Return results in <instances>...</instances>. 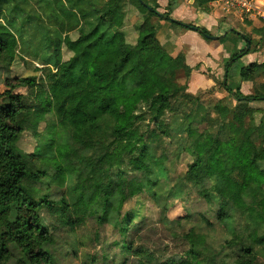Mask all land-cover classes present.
Here are the masks:
<instances>
[{
  "label": "trees",
  "instance_id": "1",
  "mask_svg": "<svg viewBox=\"0 0 264 264\" xmlns=\"http://www.w3.org/2000/svg\"><path fill=\"white\" fill-rule=\"evenodd\" d=\"M87 1L88 11L76 17L63 7L69 1L55 0V13L73 24L44 36L42 61L55 70L47 89L37 90L32 76L7 77L0 93V264H65L80 251L87 264H264V59L241 63L264 50V22L244 20L243 31L215 42L231 48L222 80L213 78L227 100L204 103L202 93L188 92L192 68L182 51L157 35L164 22L213 43L208 30L171 17L182 0H167L163 14L156 0ZM217 1L190 0V8L210 14ZM127 6L142 16L132 43L123 31ZM11 24H0V62L8 66L23 60ZM243 82L253 84L248 95ZM18 88L29 94L13 93ZM174 115L176 129L169 124ZM25 133L35 141L31 153L17 146ZM182 155L189 163L175 175L167 164ZM69 180L72 203L62 193ZM151 190L171 206L190 194L206 206L186 209L173 223L192 224L182 235V256L158 259L141 243L142 217L124 211ZM215 226L227 234L218 248L201 232Z\"/></svg>",
  "mask_w": 264,
  "mask_h": 264
},
{
  "label": "rangeland",
  "instance_id": "2",
  "mask_svg": "<svg viewBox=\"0 0 264 264\" xmlns=\"http://www.w3.org/2000/svg\"><path fill=\"white\" fill-rule=\"evenodd\" d=\"M64 1H69L70 4L63 5L66 11H70L73 15L76 16L83 15L88 11L87 0H60V3ZM96 2H102L103 0H94ZM185 7H188V3L183 2ZM15 7H19L22 10V13L18 16L11 17L8 10H12ZM58 5L55 3V0H6V2L2 5L0 11V24L7 25V21H12L10 29L17 37V46L16 53L23 59H17L11 66H8L6 62H0V93H3L7 86L5 85L6 78L10 79H18L22 77H35L37 83V90H46L47 86L50 83L49 75L50 73H55V70L48 66L44 65L42 61V57L44 55V46L42 43L45 41L44 36L48 34L49 36L53 35L55 31L59 30H67L69 24H73V20L65 21V18L55 12L58 10ZM131 7V6H128ZM216 9H213L211 13H214V17L221 23H228L231 29H238L240 24H243L239 18L233 17V14L223 15L217 13V17L215 15ZM136 12L137 10L134 9ZM187 12L191 11L186 10ZM165 10L159 7L158 13L163 14ZM55 16L58 20L55 19ZM138 13V12H137ZM138 16L141 18L142 16ZM77 17V16H76ZM14 19V20H12ZM137 19V18H136ZM135 20H130L129 24L124 28V32L126 34V38L128 42L132 43L136 39V27ZM63 22V26H60V23ZM68 23V25H67ZM218 24V25H219ZM18 32H20L21 37H18ZM216 31H212L215 33ZM76 37L75 33L71 34V38L74 39ZM200 41L204 42L201 38ZM190 42H195L194 40H189ZM207 43V42H204ZM212 44V43H207ZM213 45H216L213 44ZM69 53L63 49L62 59L66 60L69 57ZM264 59V50H260L256 53L250 54L248 56H244L241 60L244 63L250 62H260ZM226 60L220 62L219 65L221 68L219 69L218 77H214L211 74L205 73L207 78H214L217 82L222 80L223 75V66ZM241 61V63H243ZM199 68V66H198ZM206 69V68H204ZM208 70V69H206ZM208 70L207 72H209ZM182 82V80H181ZM197 83H200L199 78L196 76L193 79V86ZM247 90H242L241 92L245 95H248L252 89L253 84L251 82H243ZM210 89H213L212 92ZM200 92L202 95L200 96L201 100L205 103L207 100H218L225 98L227 100V95L218 91V88L214 84L213 87L207 89H198L195 93ZM13 93H20L23 95H28L29 91L27 88L16 89ZM194 93V94H195ZM28 101L35 102L34 94L32 96H28ZM229 101V99H228ZM253 107H262L263 105L252 104ZM141 112H144L145 109L141 108ZM180 116L174 115L172 118H169V124L172 125L174 129H176V125L179 123ZM145 123L140 124L141 129L144 130ZM203 127V126H202ZM43 128V124L40 125L39 130ZM178 141L175 143L180 144V141L183 139L181 135L175 137ZM171 146L175 149L176 144H173L172 141H168ZM182 142V141H181ZM35 145V141L33 137L25 133L21 140L18 142V148L24 153H31ZM189 163L188 157L182 155L179 159V164L176 165L174 157L170 159V162L167 166L171 169V171H175V175L183 173L185 166ZM123 170L129 172L127 166L123 167ZM232 178L235 181H239L240 178L237 175H233ZM72 185L71 180L68 181L65 189L63 190V195L65 200L68 203H72L74 201V196L70 193V186ZM159 187H161L159 185ZM158 188V187H157ZM154 190L146 191L145 193L139 195L138 197L130 200L124 208V211L134 210L142 217L143 229L140 232L141 243L149 249L158 259H166L170 257H179L182 256L183 253L187 250L188 246L186 241L183 238V234L187 232V230L191 227V223L186 222L184 220L181 221V228H176V224H173L177 220L183 219L185 215L186 209L188 210H201L205 209V205L200 203L194 194H190L188 196L187 201H177L171 206L169 198H167L162 192L153 198ZM166 205V206H165ZM165 206V207H164ZM169 208L165 210V208ZM201 232L206 237L207 242L212 244L214 247L218 248L220 245L224 244L227 239V234L225 230L221 227H213V228H202ZM102 236L110 237L109 231L102 232ZM91 252V250H89ZM86 252L80 251L76 258H67L65 264H87Z\"/></svg>",
  "mask_w": 264,
  "mask_h": 264
},
{
  "label": "crops",
  "instance_id": "3",
  "mask_svg": "<svg viewBox=\"0 0 264 264\" xmlns=\"http://www.w3.org/2000/svg\"><path fill=\"white\" fill-rule=\"evenodd\" d=\"M159 7L163 10H165V7L167 5V0H156ZM183 2L188 3V7H185ZM190 0H182L178 4V6L173 10L171 13V17L177 21H181L186 24H191L195 28H204L208 30L210 33L212 31H216L213 34V37L220 36L230 30L228 23H221L219 24L216 18L214 17V13L210 14H203V13H194L191 10L190 6ZM191 10L190 12L186 10ZM216 9L215 15L218 16L217 13L223 14V15H230L229 13L222 12L220 9L215 7ZM158 11V10H157ZM126 18L124 20V28L129 24L130 20H137L135 21V24L141 23V18L138 16L137 11H134L133 7H126ZM236 17V16H233ZM137 18V19H136ZM238 18V17H236ZM250 21L254 25H258L260 22H264L262 19H247L242 18L240 21L243 23V21ZM219 24V25H218ZM243 24H240L238 29H234L236 32L243 31ZM124 30V29H123ZM233 30V29H232ZM229 33V32H228ZM158 38L161 42V44H169L176 47L177 50L182 51V53L185 56L186 64L192 68L190 79L188 82V92L191 94H194L196 90L202 88V89H209L214 86L213 78H207L205 76V73L211 74L214 77H218L219 75V69L221 66L219 65L220 62H223L226 60L229 56V50H231L228 46H223L221 44H215L217 41H213L212 44H207L202 41H200L199 38H201L196 32L194 31H185L180 28L175 29H168V24L162 22L159 25V31L157 33ZM212 37V36H211ZM202 39V38H201ZM189 40H194L195 42H190ZM203 40V39H202ZM230 46V45H229ZM242 47V44H238V49ZM248 56V55H247ZM242 61V60H241ZM263 61V60H262ZM262 61H258L257 63H261ZM243 62V61H242ZM251 63V62H250ZM243 64H249L244 63ZM196 66H199V68L195 69ZM220 67V68H219ZM209 72H207L208 70ZM199 78L200 83H197L195 86H193V79L194 77ZM242 90H247L245 83L241 84ZM245 95V94H244ZM258 104V103H257ZM261 104V103H260ZM263 107V106H262Z\"/></svg>",
  "mask_w": 264,
  "mask_h": 264
},
{
  "label": "built area",
  "instance_id": "4",
  "mask_svg": "<svg viewBox=\"0 0 264 264\" xmlns=\"http://www.w3.org/2000/svg\"><path fill=\"white\" fill-rule=\"evenodd\" d=\"M215 7L239 19L258 18L264 21V0H218L214 3Z\"/></svg>",
  "mask_w": 264,
  "mask_h": 264
},
{
  "label": "water",
  "instance_id": "5",
  "mask_svg": "<svg viewBox=\"0 0 264 264\" xmlns=\"http://www.w3.org/2000/svg\"><path fill=\"white\" fill-rule=\"evenodd\" d=\"M231 31H233L232 29H230V30H228L227 32H225L224 34H222V35H220V36H217V37H209L211 40H214V41H216V40H219V39H221V38H223L228 32H231Z\"/></svg>",
  "mask_w": 264,
  "mask_h": 264
}]
</instances>
